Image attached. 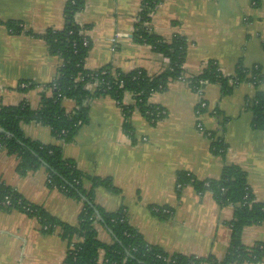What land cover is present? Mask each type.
Listing matches in <instances>:
<instances>
[{
    "label": "crops",
    "instance_id": "0c3cea01",
    "mask_svg": "<svg viewBox=\"0 0 264 264\" xmlns=\"http://www.w3.org/2000/svg\"><path fill=\"white\" fill-rule=\"evenodd\" d=\"M67 1L0 0V107L24 102L36 110L41 98L51 95L48 85L61 62L42 36L49 29L63 28ZM141 3L85 0L75 23L90 46L86 70L110 66L122 73L142 70L154 77L169 68L166 58L133 39ZM8 23L21 31L12 32ZM148 27L165 41L179 36L186 42L184 82L171 80L165 91L148 100L163 110L162 118L151 124L134 108L125 120L118 104L104 96L86 102L88 121L70 143H62L39 123L22 124L21 130L32 141L60 147L62 158L84 175L108 181L115 192L96 187L94 203L108 213L123 209L129 225L147 244L168 255L211 257L219 263L228 250L234 207L221 206L190 185L178 186L177 178L186 173L198 181H215L224 167L234 166L244 172L253 202L264 204V129L252 126L247 109L256 93L264 94V81L240 82L227 94L215 83H202L198 94L186 81L208 63H214L223 77L234 76L238 66L257 67L264 75V0L257 6L251 0H164ZM121 102L123 107H134L129 94ZM200 102L205 108L197 116ZM63 108L69 114L76 105L66 100ZM126 121L129 132L124 130ZM198 123L203 132L223 142V156L212 153V141L197 129ZM17 164L15 156L0 151V182L60 223L76 227L82 204L49 189L43 168L20 175ZM157 209H166L169 215L158 216ZM94 228L100 242L112 244L103 226ZM241 244L248 249L264 245V225L245 227ZM68 247L57 228L45 233L35 219L0 210V264H62ZM98 254L102 264L104 251ZM257 264H264V259Z\"/></svg>",
    "mask_w": 264,
    "mask_h": 264
},
{
    "label": "trees",
    "instance_id": "16d2710c",
    "mask_svg": "<svg viewBox=\"0 0 264 264\" xmlns=\"http://www.w3.org/2000/svg\"><path fill=\"white\" fill-rule=\"evenodd\" d=\"M164 0H142L140 11L134 26L133 39L136 43L149 46L154 52L169 61V68L161 74L148 77L142 70L122 73L110 66L95 71L84 68L90 46L82 45V29L75 23V15L85 4V0H68L64 7V26L61 30H47L42 39L51 54L60 58V66L54 81L48 87H54L49 97L43 96L36 110L22 102L16 106L0 107V151L18 159L16 171L20 175L43 168L47 173L46 186L56 189L66 197L82 204L78 215V224L71 227L60 223L39 206L28 203L15 189L0 182V210L18 211L35 219L45 233L59 230V236L68 244H74V251H67L62 264H98V253L104 251L105 264H200L204 261L214 264H257L264 259V245L244 248L241 234L245 227L264 225V204L254 203L246 185L245 174L237 167H224L218 180L198 181L186 173L178 174L177 185L192 186L198 194H210L221 206H233V219L230 222V240L223 260L216 263L211 257L202 260L184 257L178 254L168 255L158 247L147 244L143 237L128 223L123 209L108 213L93 201L96 187H105L115 192L106 180L84 175L72 161L62 158L61 148L43 145L26 138L21 130L22 124L39 123L50 128L53 136L64 144L70 143L78 130L88 121V100L107 96L121 105L124 94H130L135 100L134 107H123L125 120L134 108L151 124L162 118L163 110L148 103L149 97L163 92L171 80L184 76L183 64L186 42L175 36L165 41L148 26L158 4ZM72 2V3H71ZM259 0H254L257 6ZM12 32H20L17 24L8 23ZM187 79V78H186ZM191 86L201 88L200 82L215 83L223 94L230 92L240 82H252L254 85L264 81L257 67L246 70L236 69L234 76L223 77L214 63L194 77L187 79ZM232 83H229V82ZM98 82L93 92L85 90V85ZM71 100L76 110L66 114L63 102ZM252 113V126L264 129V94L256 93L247 105ZM124 130H130L127 121ZM214 138V137H213ZM211 151L223 156L226 150L222 141L212 142ZM87 185V186H86ZM6 201L9 202L6 205ZM159 209L157 215L163 216ZM95 224L103 226L112 238V244L105 245L97 238ZM164 259H166L164 261Z\"/></svg>",
    "mask_w": 264,
    "mask_h": 264
},
{
    "label": "built area",
    "instance_id": "2783aa9c",
    "mask_svg": "<svg viewBox=\"0 0 264 264\" xmlns=\"http://www.w3.org/2000/svg\"><path fill=\"white\" fill-rule=\"evenodd\" d=\"M70 1H71V0H70ZM251 1H252V4L254 5V4H255V3H254V0H251ZM71 3H72V2H71ZM111 41L113 42L114 39H111ZM82 45H83L84 47H87V46H88V40H87L86 37H84L83 35H82ZM177 80L184 82L185 79H183V77L180 76V77L177 78ZM186 83H188V84L191 86V83H190L189 81H188V82L186 81ZM202 83H204V82H200L201 85H202ZM229 83H232V82L230 81ZM98 86H99V83H98V82L89 83V84H86V85H85V90L93 92L94 90L97 89ZM53 87H54V85L52 84V87H50V90H52ZM191 87H192V86H191ZM20 88H21V89H25V88H27V85H26V84H20ZM192 90H194L196 93L200 94V89H199V87L193 86V87H192ZM126 94H127V93H126ZM129 95H130V94H129ZM133 102H134V105H135V100H133ZM117 104H118V103H117ZM85 105H86V103H85ZM118 106H119V107L121 108V110H122V102H121V105L118 104ZM203 108H205V103H204V102H200V103L198 104L197 109H196V114H197V116L200 115L201 110H202ZM197 129H198L200 132H203L202 127H201V125H200L199 123L197 124ZM203 133L206 134V136H207L208 138H210V140H211L212 142H215V141L217 140V139L213 138L212 135H211L210 133H205V132H203ZM5 204L8 205L9 202L6 201ZM158 211H159V209L156 210V213H158ZM160 212H161V214L164 215V216H168V215H169V211L166 210V209H161ZM77 242H78V240H75V241H73L72 243H70V244H69V247H68V251H74V244L77 243ZM165 260H166V259H164V261H165ZM105 262H106V261L103 259L102 264H105ZM98 264H99V263H98Z\"/></svg>",
    "mask_w": 264,
    "mask_h": 264
}]
</instances>
